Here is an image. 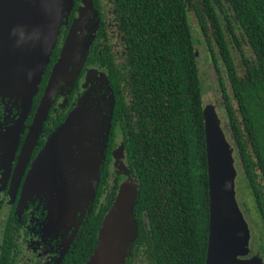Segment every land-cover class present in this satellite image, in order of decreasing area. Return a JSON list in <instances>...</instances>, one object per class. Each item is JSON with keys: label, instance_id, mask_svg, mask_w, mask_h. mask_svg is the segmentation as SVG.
Wrapping results in <instances>:
<instances>
[{"label": "trees", "instance_id": "obj_1", "mask_svg": "<svg viewBox=\"0 0 264 264\" xmlns=\"http://www.w3.org/2000/svg\"><path fill=\"white\" fill-rule=\"evenodd\" d=\"M116 6L126 9L123 28L132 45L141 49L142 59L151 64L153 60L158 62V78L147 75L148 66L144 64L148 84L165 87L157 91V107L152 101L153 110H158L159 135L154 137L156 140H147L149 155L143 156L142 164L134 165L140 188L139 195L133 197V223L137 206L151 214L147 217L148 234L142 232L141 237L146 240L147 249L143 264L204 261V89L194 56V46L202 41L216 75L206 87L216 86L220 94L222 103L217 102V110L234 152L236 190L243 188L248 199H242L239 206L244 213L253 212L250 223L258 230V247L264 256V0H116ZM194 25L201 33L199 39L192 35ZM234 55L239 57L238 65L233 63ZM210 101L215 105L214 99ZM133 161L139 162L136 157ZM102 174L100 168L90 203L93 198L97 201L103 189ZM110 206L105 203L92 220L93 235L86 237L90 244L86 243L76 255V264H86L91 258L99 243L104 209ZM136 237L134 223V234L121 264Z\"/></svg>", "mask_w": 264, "mask_h": 264}, {"label": "flooded vegetation", "instance_id": "obj_2", "mask_svg": "<svg viewBox=\"0 0 264 264\" xmlns=\"http://www.w3.org/2000/svg\"><path fill=\"white\" fill-rule=\"evenodd\" d=\"M80 2L82 0H73L67 16L58 27L51 54L40 73L30 100H26L22 108L18 106L19 101L13 98L0 100V264H76L78 261L76 255L80 254L86 243L90 244L86 237L93 235L92 220L98 216L99 210L105 203L112 205L119 186L126 184L136 196L139 195L140 183L138 171L134 165L142 164L143 156L149 155L146 154L147 140L151 137L156 140L154 137L159 135L158 110H153L152 101L155 100V107H157V91L165 87H160L158 84L149 85L143 74L145 64L148 66L147 75H155L158 78L160 70L158 62L153 60L151 64L148 60L144 61L141 49L132 45L127 37L126 29L123 28L122 17L127 15L124 11L126 9H118L116 0H89L91 8L88 16L93 17V23L88 26V30H85L86 37L79 51V54L82 53L80 65L71 80L67 78L63 83V90L61 89V92L52 99L39 124L35 141L27 151L29 142L27 135L33 116L43 96L53 66L60 55L64 38L75 18L77 29L82 28V19L85 14L78 13ZM189 23L191 24V20ZM191 28L192 35L199 39L201 33L197 25ZM204 44L205 42L202 41L194 46V56L197 59L204 89L201 93L202 107L208 103L205 94L209 89L203 82L205 78L201 68L202 62L199 60L200 55L204 63L211 66ZM238 60L239 57L234 55L233 63L238 65ZM210 69L214 77L212 81H214L215 71L212 66ZM87 71H89L88 75ZM88 85L93 86V95L97 97L103 95L108 103L111 102L110 112L107 113L109 127L104 156L99 167L103 172V189L96 202L93 198L91 203L80 208L66 222L63 218L61 222L49 225L50 220H48L46 207H43L42 199L35 195L27 196L24 183L46 139L72 108L77 94ZM211 88L214 89L212 96L216 109L215 105L209 102L214 105L227 138L224 120L221 112L217 110L218 104L215 99L219 98L218 103H222V100L216 86ZM60 97L63 98L62 102L58 101ZM107 107L108 104H104V108ZM157 153L154 155L156 156ZM232 156H234L233 148ZM134 157L139 162H134ZM233 159L236 182L238 172L235 158ZM242 190L243 188H240L235 191L238 206L242 204V199L248 201ZM107 209H104L105 213ZM239 209L249 229V249L253 255L259 256L264 264V256L261 255L258 247V230L254 224L250 223L254 214L251 210L244 213L241 206ZM150 215L144 208L140 209L137 206L134 209L133 217L137 237L132 241L129 254L124 258L123 264H143L145 262L146 240L141 237L142 232L148 234L147 217ZM96 235H94L95 238ZM97 243L98 240H96ZM256 247H258L257 250H255Z\"/></svg>", "mask_w": 264, "mask_h": 264}, {"label": "water", "instance_id": "obj_3", "mask_svg": "<svg viewBox=\"0 0 264 264\" xmlns=\"http://www.w3.org/2000/svg\"><path fill=\"white\" fill-rule=\"evenodd\" d=\"M71 5L72 0H0V74L9 64L15 65L16 70L18 69L21 88L25 93V100L29 101L34 93L40 73L54 44L60 26V9L66 6L67 16ZM88 99H96L99 107L94 105V111L91 112L84 108L89 100L81 106L78 115L87 118L84 126L78 130L74 129V132L63 133L61 128L63 124L60 123L51 132L52 137L48 139L46 148L40 150L37 161L35 160L36 172L40 171L41 162H45L47 166L51 164L52 170L55 171L56 159L64 154L67 160V156L73 152L70 151V146H76L83 138L82 135L89 131L95 119L102 120L104 126L102 142L101 145L98 142L96 157L92 158L88 168L85 165V158L82 157L81 161L73 160L74 167L69 168L72 171L64 167V176L57 177L59 178L58 190L63 194L64 192L67 194L76 192L77 189L84 190L86 197L82 203H79L81 208L86 207L91 201L98 181L99 166L104 156L109 127L107 113L110 112L111 107V102L108 103L103 95ZM104 104H108V107L104 108ZM201 116L207 186V234L204 264H263L261 258L253 255L249 249V229L235 198L236 170L232 147L224 135L214 105L205 104L202 107ZM36 124L37 122L34 125ZM55 154L56 159H54ZM52 173L56 175L55 172ZM86 173H88V178L84 180L83 176ZM47 174L49 178V173ZM39 177L41 178L40 175ZM69 177L72 179L71 185ZM45 197L48 199L46 195ZM133 197V190L126 184L119 186L111 207L103 217L99 230V243L86 264L96 262L105 264L110 260L107 251L113 248L117 249V256L112 258L108 264H121L134 234V223L131 216ZM61 203L60 201L54 208H61ZM122 206H125L126 210L125 214L120 217L117 209ZM109 223L114 225L111 227L112 230H115L117 224L123 225V235L120 239L115 238L116 243L111 246L109 233H106Z\"/></svg>", "mask_w": 264, "mask_h": 264}, {"label": "rangeland", "instance_id": "obj_4", "mask_svg": "<svg viewBox=\"0 0 264 264\" xmlns=\"http://www.w3.org/2000/svg\"><path fill=\"white\" fill-rule=\"evenodd\" d=\"M90 8L91 7L89 0H82V2H80V4L78 5V13L85 14V17H83L84 19H82V25H81L82 28L79 30L77 29V25H76L77 20L75 18L74 21L72 22L68 34L64 38L60 55L53 66V71L51 72L43 96L33 116L31 127L27 135V139L29 140L27 151L31 148V146L35 141L37 132L39 130V124L42 121L43 117L45 116L47 109L51 104L52 99H54V96L57 93L61 92L62 85L66 81V79L68 78L69 81L71 80L72 76L75 74L76 69L80 65L82 58V56L80 57V55L82 53L79 54V51L81 44L84 41V38L86 37L85 30H88L87 29L88 26L93 23V17L88 16L90 13ZM65 10H66V6H63L60 9L59 25L62 23L63 19L66 16ZM199 60H201L202 62L201 68L203 70V77L205 78L203 82L208 85V82L210 83L214 79L210 69L211 66L206 65L204 63V60L201 58V55ZM88 73L89 71H87L86 74L88 75ZM93 91H94L93 86L88 85L82 90V92L77 94L72 108L67 112L65 118L61 121V125L63 124L61 126L63 133L66 131L74 132V129L78 130L84 126L85 120L87 118L85 116L80 117L78 113L81 106L86 102V100L87 101L89 100L88 98L90 97L97 98L96 95H93ZM213 91H214L213 88H210L209 90L206 91L205 98L208 103H210L209 101L211 98L213 99L212 96ZM3 98L6 99L13 98L16 101H19L18 106L21 108L24 106L26 101L25 93L21 88V84L18 78V69L16 70L14 64H9L7 68H5L4 71H2L0 74V100H3ZM215 100L216 102H218L219 98L217 97ZM58 101L62 102L63 98L60 97ZM97 104L98 103L96 99H91L85 103L84 108H87L91 112L92 110L94 111L93 109L94 105H96V107H99V105ZM35 122H37L36 126L34 125ZM103 127L104 126L102 120L98 118L95 119L91 124V126L89 127V131L88 132L86 131V133L82 135L83 138L76 144V146H70V151L73 152H71L67 156V160L64 154H61L57 159L55 154L54 159H56L55 163L57 166L55 171L52 170L51 164L47 166L45 162L44 163L41 162L39 167L40 171L36 172L35 168L37 167V163H36L37 156L35 158L36 161L35 160L33 161V164L26 176V180L24 183V191L27 194V196L35 195L36 197L42 199L43 207H46L45 209L47 211L48 220H50L49 225L59 223L63 218L64 221L66 222V220L72 217L74 213H76L81 208L79 206L80 205L79 203L80 202L82 203L86 197L84 195L85 194L84 190L77 189L76 192H70L69 194L64 192L63 194L62 191L58 190L59 189L58 181L59 178L64 176L65 174L64 167L65 168L67 167L68 170L69 168L72 169L74 167L73 160L81 161L82 157L83 159L85 158V165L88 168L92 158L96 157L97 154L96 152L99 148L98 142L99 145H101L102 135L104 133ZM50 137H52L51 134L46 139V142L44 143L42 149L46 148L45 146H47L46 144L49 142L48 139ZM52 172H55L56 175H53ZM47 173H49V178L47 176L48 175ZM39 175L41 176V178L39 177ZM83 177L84 180H86L88 178V173H86L85 176ZM68 180H70V185H71L72 184L71 177H69ZM235 184L236 182L234 180V187ZM234 190L236 191V188H234ZM45 195L48 197V199L45 197ZM235 197H236V193H235ZM60 201L62 202L61 203L62 207L54 208V206H56ZM64 204L66 205L65 207L63 206ZM125 210H126L125 206L119 207L117 209V212L120 217L125 214ZM70 212H72L73 214H69ZM112 226L114 225L109 223L106 227L107 228L106 233L108 232L110 236V246L113 243H116L115 238L120 239L121 236L123 235L122 224H117V226H115L116 227L115 230H112L111 228ZM117 227L119 228V230ZM107 253L108 255H110L109 259L111 260L112 258H116L117 249L113 248L111 250H108ZM109 261H106L105 264H108ZM95 264H97V262Z\"/></svg>", "mask_w": 264, "mask_h": 264}]
</instances>
